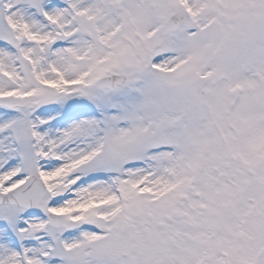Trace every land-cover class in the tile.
Segmentation results:
<instances>
[{"label": "snow or ice", "instance_id": "1", "mask_svg": "<svg viewBox=\"0 0 264 264\" xmlns=\"http://www.w3.org/2000/svg\"><path fill=\"white\" fill-rule=\"evenodd\" d=\"M0 264H264V0H0Z\"/></svg>", "mask_w": 264, "mask_h": 264}]
</instances>
